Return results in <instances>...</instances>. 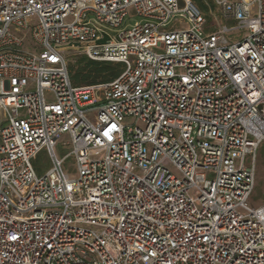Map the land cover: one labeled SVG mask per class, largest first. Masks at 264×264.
I'll list each match as a JSON object with an SVG mask.
<instances>
[{
  "label": "built area",
  "instance_id": "2783aa9c",
  "mask_svg": "<svg viewBox=\"0 0 264 264\" xmlns=\"http://www.w3.org/2000/svg\"><path fill=\"white\" fill-rule=\"evenodd\" d=\"M263 142L264 0H0V264H264Z\"/></svg>",
  "mask_w": 264,
  "mask_h": 264
},
{
  "label": "rangeland",
  "instance_id": "374dc122",
  "mask_svg": "<svg viewBox=\"0 0 264 264\" xmlns=\"http://www.w3.org/2000/svg\"><path fill=\"white\" fill-rule=\"evenodd\" d=\"M227 26H235V22H228L226 23ZM243 31L235 32L230 31L227 32V38L231 41L236 39L237 35H241ZM16 36L22 37L24 40V51H29L31 53H37L38 48H36L29 38V32L21 31V32H15ZM75 57L74 55H69L68 59ZM68 141V138L66 136H63L56 145V154L59 158L65 156L69 153L70 148L68 146H65V143ZM32 165L36 171V174L38 176L43 175L49 168H50V162L48 160V157L44 151H41L35 160L32 162ZM74 165V159L73 157H68L65 162L64 166H67L68 169L72 168ZM249 206L256 208L264 204V142L260 145L257 153H256V166H255V185L254 190L252 192V195L250 196V199L248 201Z\"/></svg>",
  "mask_w": 264,
  "mask_h": 264
},
{
  "label": "trees",
  "instance_id": "16d2710c",
  "mask_svg": "<svg viewBox=\"0 0 264 264\" xmlns=\"http://www.w3.org/2000/svg\"><path fill=\"white\" fill-rule=\"evenodd\" d=\"M67 69L74 86H85L114 80L122 67L120 64L95 62L84 56H75L68 59Z\"/></svg>",
  "mask_w": 264,
  "mask_h": 264
}]
</instances>
